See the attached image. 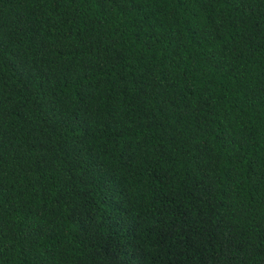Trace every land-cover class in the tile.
Listing matches in <instances>:
<instances>
[{"label": "trees", "instance_id": "obj_1", "mask_svg": "<svg viewBox=\"0 0 264 264\" xmlns=\"http://www.w3.org/2000/svg\"><path fill=\"white\" fill-rule=\"evenodd\" d=\"M0 264H264V0H0Z\"/></svg>", "mask_w": 264, "mask_h": 264}]
</instances>
